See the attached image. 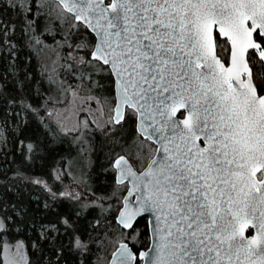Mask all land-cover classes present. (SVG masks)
Wrapping results in <instances>:
<instances>
[{
    "label": "snow or ice",
    "instance_id": "obj_1",
    "mask_svg": "<svg viewBox=\"0 0 264 264\" xmlns=\"http://www.w3.org/2000/svg\"><path fill=\"white\" fill-rule=\"evenodd\" d=\"M37 8L77 36L84 87L73 92L102 109L100 130L121 148L111 171L124 238L107 264H264V0H0V58L40 43ZM26 126L17 144L28 155L41 145ZM60 196L79 208L41 232L49 264H85L90 243L75 224L110 198Z\"/></svg>",
    "mask_w": 264,
    "mask_h": 264
},
{
    "label": "trees",
    "instance_id": "obj_2",
    "mask_svg": "<svg viewBox=\"0 0 264 264\" xmlns=\"http://www.w3.org/2000/svg\"><path fill=\"white\" fill-rule=\"evenodd\" d=\"M38 1L35 0L37 5ZM2 14L5 19L17 21L14 40L21 41V25L16 12L5 7ZM35 19L38 26L34 35L37 39L44 40L49 46L57 45L60 52L63 48L62 53L75 49L69 45L76 44L77 36L69 37L64 23L54 22L46 12L40 16V8L36 10ZM81 34L87 36V33ZM65 37H69L67 41ZM39 49L35 40L32 43L23 40L11 55V60L7 56L0 58V77H3L0 82L9 86V90L0 96V124L6 148L5 152L0 151V220L5 225L0 228V240L4 237L9 243L20 241L24 244L26 264H49L52 253L50 245L40 239L41 232L57 221L60 215L79 208L77 201L61 197L60 193L80 194L84 202L96 197H109L104 202L105 208L111 205L107 212L101 213L96 209L81 214L75 224L79 234L90 243L91 251L85 264H107L121 238L119 233H122L115 217L120 207L117 197L125 193L115 190L113 195L115 174L111 171V158L117 153L122 154L121 148L112 144L100 127L89 120L87 130L82 135H76L64 131L48 118L45 107L59 102L68 90L73 92V89L84 87L80 79L83 70L77 71L74 61L62 56L61 62L68 66V70L59 71L60 85H57L46 75ZM224 58H227V52ZM18 81L24 85L19 90L14 87ZM26 105L34 111L26 110ZM25 122L24 135L33 141L38 139L41 145L38 152L28 155H25L23 146L17 144L21 137L18 126H24ZM78 168L84 178L79 183L74 181ZM45 204L52 210H45ZM96 220L100 224L93 227ZM138 231L144 233L143 221ZM123 233L127 235V231L123 230ZM60 238L67 243V236L63 233ZM147 240L141 235L136 242L137 248L143 250ZM0 264H4L1 254Z\"/></svg>",
    "mask_w": 264,
    "mask_h": 264
},
{
    "label": "rangeland",
    "instance_id": "obj_3",
    "mask_svg": "<svg viewBox=\"0 0 264 264\" xmlns=\"http://www.w3.org/2000/svg\"><path fill=\"white\" fill-rule=\"evenodd\" d=\"M27 2L29 1L27 0ZM38 2L40 4L41 0ZM10 10L12 9L10 8ZM48 11L49 10L46 8L40 9V16H42V14L45 12L48 15ZM38 40L40 43L35 42V44H38L40 48V58L43 68L47 71L46 75L50 76L55 84L60 85V72H65L68 70V66L61 62L62 56H67L68 59L73 60L72 57H75L79 53L76 49H73L72 52H67L66 50L65 53H62V51H64L63 48L60 52L57 45L49 46L44 40ZM44 110L48 118L55 121L64 131L72 130L70 132H73L76 135V128H88L86 125L88 120V122H91L98 127H100L103 123V116L101 114L102 109H98L96 104L85 103L83 99L69 90L67 94H63L59 102L56 101L51 103L45 107ZM49 113L51 115H49ZM4 140V130L0 124V151L2 152H5L6 150L3 144ZM79 171L80 168H78L77 174H74L76 176L74 181L78 183L84 179L83 175H81ZM67 194L68 192H65V196H67ZM119 237H121L119 238V242H122L124 238L122 233H119ZM0 254L4 264H26V250L24 244H22L20 241L9 243L4 237H2L0 240Z\"/></svg>",
    "mask_w": 264,
    "mask_h": 264
},
{
    "label": "water",
    "instance_id": "obj_4",
    "mask_svg": "<svg viewBox=\"0 0 264 264\" xmlns=\"http://www.w3.org/2000/svg\"><path fill=\"white\" fill-rule=\"evenodd\" d=\"M119 226H120V225H119ZM120 227H121V226H120ZM125 231H127V232H128V231H130V230H125ZM249 231H251V229H249ZM130 246H131V245H130Z\"/></svg>",
    "mask_w": 264,
    "mask_h": 264
}]
</instances>
